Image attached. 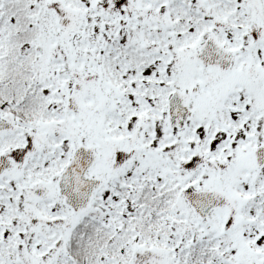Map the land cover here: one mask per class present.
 <instances>
[{"label": "snow or ice", "instance_id": "obj_1", "mask_svg": "<svg viewBox=\"0 0 264 264\" xmlns=\"http://www.w3.org/2000/svg\"><path fill=\"white\" fill-rule=\"evenodd\" d=\"M0 264H264V0H0Z\"/></svg>", "mask_w": 264, "mask_h": 264}]
</instances>
